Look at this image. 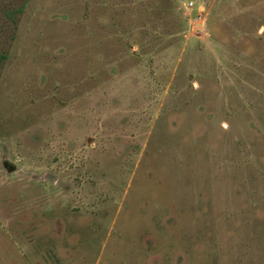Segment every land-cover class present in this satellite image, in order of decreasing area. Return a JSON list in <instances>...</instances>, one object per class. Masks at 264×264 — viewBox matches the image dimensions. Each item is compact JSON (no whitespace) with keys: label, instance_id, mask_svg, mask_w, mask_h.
Returning <instances> with one entry per match:
<instances>
[{"label":"rangeland","instance_id":"374dc122","mask_svg":"<svg viewBox=\"0 0 264 264\" xmlns=\"http://www.w3.org/2000/svg\"><path fill=\"white\" fill-rule=\"evenodd\" d=\"M0 264H264V0H0Z\"/></svg>","mask_w":264,"mask_h":264}]
</instances>
